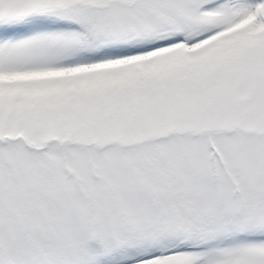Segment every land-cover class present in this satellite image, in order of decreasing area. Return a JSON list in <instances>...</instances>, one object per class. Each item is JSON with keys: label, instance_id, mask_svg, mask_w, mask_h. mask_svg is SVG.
Listing matches in <instances>:
<instances>
[{"label": "snow or ice", "instance_id": "obj_1", "mask_svg": "<svg viewBox=\"0 0 264 264\" xmlns=\"http://www.w3.org/2000/svg\"><path fill=\"white\" fill-rule=\"evenodd\" d=\"M0 264H264V0H0Z\"/></svg>", "mask_w": 264, "mask_h": 264}]
</instances>
